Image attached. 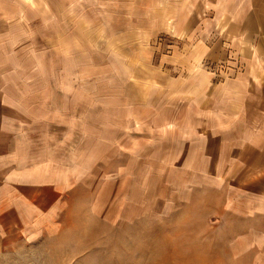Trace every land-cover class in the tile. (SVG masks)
<instances>
[{
    "label": "rangeland",
    "instance_id": "rangeland-1",
    "mask_svg": "<svg viewBox=\"0 0 264 264\" xmlns=\"http://www.w3.org/2000/svg\"><path fill=\"white\" fill-rule=\"evenodd\" d=\"M195 3L37 2L52 18L21 58L68 93L55 96L70 121L55 156L68 193L41 229L0 230V264L230 261L239 213L243 229L245 208L264 202V147L246 146L196 85L239 68L205 57L216 23L190 14Z\"/></svg>",
    "mask_w": 264,
    "mask_h": 264
},
{
    "label": "crops",
    "instance_id": "crops-1",
    "mask_svg": "<svg viewBox=\"0 0 264 264\" xmlns=\"http://www.w3.org/2000/svg\"><path fill=\"white\" fill-rule=\"evenodd\" d=\"M38 1L0 0L2 231L41 229L68 193L65 170L55 159L67 150L69 138L64 135L70 131L68 109L55 104V96L68 93L54 90L53 75L27 74L23 68L31 58L25 62L21 58L23 50L27 54L35 50L26 45L31 42L26 36L52 18ZM193 2L196 8L191 6L190 14L216 23L204 25L205 32L217 37L204 48L205 57L239 68L236 73L230 68L222 85H214L211 77H202L204 82L196 85L206 104L209 100L207 107L216 102L227 114L231 130L249 132L241 138L246 146L264 147V0H189L190 5ZM243 218L242 229L239 213L237 250L228 252L227 264H264V202L247 206Z\"/></svg>",
    "mask_w": 264,
    "mask_h": 264
}]
</instances>
